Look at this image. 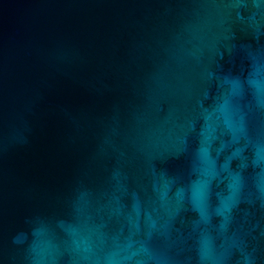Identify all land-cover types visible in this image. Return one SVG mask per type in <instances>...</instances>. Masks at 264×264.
Listing matches in <instances>:
<instances>
[{"label":"water","instance_id":"1","mask_svg":"<svg viewBox=\"0 0 264 264\" xmlns=\"http://www.w3.org/2000/svg\"><path fill=\"white\" fill-rule=\"evenodd\" d=\"M0 264H264V0H0Z\"/></svg>","mask_w":264,"mask_h":264}]
</instances>
